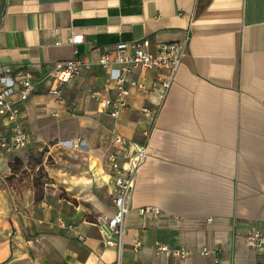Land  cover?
Returning <instances> with one entry per match:
<instances>
[{
	"label": "crops",
	"instance_id": "crops-1",
	"mask_svg": "<svg viewBox=\"0 0 264 264\" xmlns=\"http://www.w3.org/2000/svg\"><path fill=\"white\" fill-rule=\"evenodd\" d=\"M71 34L83 35L76 48L89 65L63 85L60 102L48 91L49 74L73 57ZM142 39L152 52L164 42L185 45L147 141L140 108L155 103L153 94L134 91L116 119L91 95L108 83L99 56L119 42ZM20 67L32 69L36 82L20 104L31 142L33 134L65 135L61 124L74 125L75 117L85 129L108 131L111 150L115 133L146 142L148 156L136 173L125 219L122 264H264V247L255 250L246 240L249 226L264 235V0H0V75ZM154 75L135 71L148 84ZM8 134L0 119V136ZM84 148L92 151L86 142ZM11 156L0 149L2 171ZM74 156L81 159L74 167L40 164L51 182L39 194L30 186L19 197L26 208L8 219L0 264L115 259L116 249L104 245L95 224L96 217L114 213L111 171L103 175L94 160ZM92 156L99 159L98 150ZM144 205L161 214L140 216ZM58 218L73 228H59ZM134 238L142 242L137 252ZM156 241L191 254L167 260L155 253ZM203 247L213 252L201 255Z\"/></svg>",
	"mask_w": 264,
	"mask_h": 264
},
{
	"label": "built area",
	"instance_id": "built-area-1",
	"mask_svg": "<svg viewBox=\"0 0 264 264\" xmlns=\"http://www.w3.org/2000/svg\"><path fill=\"white\" fill-rule=\"evenodd\" d=\"M67 40L74 46L73 57L58 62L49 74L52 83L48 91L60 102H64L63 85L79 75L83 67L89 65L85 57L78 54L76 48L83 42V35L71 34ZM184 49L185 45L179 42H164L152 52L149 50L148 39L117 43L111 51L103 52L97 59V64L107 75L108 83L103 90L93 89L92 97L101 104L102 112L116 119L128 108V98L134 91L145 95L153 94L155 103L144 104L140 108L148 122V127L143 132L147 141L156 123L162 102L181 64ZM135 71L142 77L151 71L155 75L148 84L136 77ZM35 83L34 73L28 67L15 70L5 68L0 75V119L9 125V134L0 136V148L5 152L23 149L30 143V134L21 124L20 104L34 92ZM108 91L111 94H108ZM112 145L113 148L107 153L105 161L113 178L114 213L109 217L103 215L96 217L95 224L99 226L104 245L116 249L115 259L107 264H122L125 219L129 212L136 173L146 161L148 152L146 142L140 143L118 133L113 135ZM138 213L144 218H152L159 216L161 209L155 205H144L138 208ZM57 225L68 231L73 228L72 224H67L62 218L57 219ZM246 240L255 250L264 247V235L254 226L248 227ZM141 246L140 239L134 238L133 250L137 252ZM154 250L156 254L164 256L167 260L183 259L191 254V251L185 247L171 248L159 241L154 243ZM212 252L207 247L199 250L204 256Z\"/></svg>",
	"mask_w": 264,
	"mask_h": 264
},
{
	"label": "rangeland",
	"instance_id": "rangeland-1",
	"mask_svg": "<svg viewBox=\"0 0 264 264\" xmlns=\"http://www.w3.org/2000/svg\"><path fill=\"white\" fill-rule=\"evenodd\" d=\"M75 114L80 116L79 112H75ZM51 118L56 121L59 117L51 116ZM74 119L77 122L69 127H64L61 124L60 130H65V135L53 134L51 137L44 136L41 138L33 134L34 139L32 142L30 140L31 144L29 143L28 147L12 152L4 151L6 154H12V156L7 161L8 170L2 171L0 169V240L6 235L8 219L20 210H25L26 207L21 204L19 197H22V194L26 192V188L35 186L36 193L39 194L38 189H41L45 183L51 182L40 164L44 163L52 170L59 169L64 164H68L67 162L74 167L81 161L80 158L74 156V153H80L88 157L87 159L91 162L94 160L103 175L108 171L105 157L111 151L109 132L106 131L103 134V132L96 133V131L85 129L81 126L78 117ZM58 127L57 124L52 126L50 132ZM84 142L91 146L92 151L87 152L85 150ZM73 145L80 147H72ZM97 150L100 157L94 159L92 154ZM15 153H20V158ZM15 158L19 160L14 163Z\"/></svg>",
	"mask_w": 264,
	"mask_h": 264
},
{
	"label": "trees",
	"instance_id": "trees-1",
	"mask_svg": "<svg viewBox=\"0 0 264 264\" xmlns=\"http://www.w3.org/2000/svg\"><path fill=\"white\" fill-rule=\"evenodd\" d=\"M18 160H19V159L15 158V159H14V163H15L16 161H18Z\"/></svg>",
	"mask_w": 264,
	"mask_h": 264
},
{
	"label": "bare ground",
	"instance_id": "bare-ground-1",
	"mask_svg": "<svg viewBox=\"0 0 264 264\" xmlns=\"http://www.w3.org/2000/svg\"><path fill=\"white\" fill-rule=\"evenodd\" d=\"M78 147H80L79 145H77Z\"/></svg>",
	"mask_w": 264,
	"mask_h": 264
}]
</instances>
